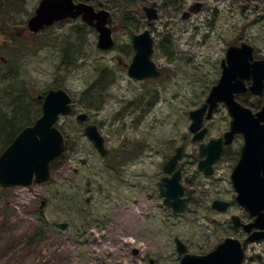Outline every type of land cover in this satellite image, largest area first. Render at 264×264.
Listing matches in <instances>:
<instances>
[{"label": "rangeland", "instance_id": "1", "mask_svg": "<svg viewBox=\"0 0 264 264\" xmlns=\"http://www.w3.org/2000/svg\"><path fill=\"white\" fill-rule=\"evenodd\" d=\"M10 1L15 4L0 12L7 31L0 34V152L25 120L37 117L38 94L63 88L72 112L56 123L65 148L49 164V181L0 186V264H143L149 258L179 264L174 238L194 253L229 235L243 240L230 221L232 214L248 219L230 180L242 139L204 174L197 169L189 111L217 82L229 45L247 42L255 58H264V0H94L111 15L108 49L98 48L97 32L80 18L31 35L24 28L39 0ZM152 4L158 15L148 20L142 6ZM144 29L153 38L151 59L160 75L135 79L127 74L131 38ZM235 97L253 111L264 103V91ZM79 113L86 121L76 118ZM230 119L219 103L203 122L204 141L225 132ZM87 124L102 135L103 155L85 135ZM177 146L183 148L178 165L185 206L173 213L156 183ZM214 199L229 204L217 210ZM244 257L243 264H264V240L249 242Z\"/></svg>", "mask_w": 264, "mask_h": 264}, {"label": "water", "instance_id": "2", "mask_svg": "<svg viewBox=\"0 0 264 264\" xmlns=\"http://www.w3.org/2000/svg\"><path fill=\"white\" fill-rule=\"evenodd\" d=\"M92 1L39 0L34 13L26 21V28L36 33L57 21L80 18L97 32L98 48H111L114 42L109 26L110 13L103 8L96 9ZM193 7L198 8L199 3ZM142 10L148 20L158 15L153 4L142 6ZM131 43L134 53L127 74L135 79L158 77L160 71L151 59L153 38L149 30L144 29L132 35ZM220 65V76L204 102L189 111L191 122L188 129L193 133V142L203 139L207 131L205 127L202 128L203 122L212 117L221 102L231 116L229 129L223 136L211 138L199 145L201 159L197 168L206 175L212 174L213 164L220 159L224 145L230 144L235 134H242L244 142L240 148V158L230 179L236 191L235 200L253 219L243 223L239 216L232 215L230 220L234 227L241 226L249 234L248 241L264 239V103L253 111L235 98L236 94L247 91L254 95L263 93L264 58H255L253 46L243 41L226 48ZM36 98L42 100L41 114L32 124L23 127L0 152V186L4 188L47 183L50 161L65 148L64 135L56 122L61 116L71 113V96L63 88H49L44 95L39 94ZM76 118L84 122L87 115L79 113ZM84 133L103 155L106 151L104 139L96 125L87 124ZM180 154L181 147H177L163 165V172L171 175L162 177L158 184L164 205L171 208L173 213L182 212L185 206L181 173L175 169ZM227 204L219 199L211 202L212 208L217 210H225ZM54 225L61 229L66 227L65 222H54ZM174 242L181 255L179 264H242L244 249L237 238L228 236L204 254L187 251L179 238H174ZM149 264H154L153 259H150Z\"/></svg>", "mask_w": 264, "mask_h": 264}, {"label": "flooded vegetation", "instance_id": "3", "mask_svg": "<svg viewBox=\"0 0 264 264\" xmlns=\"http://www.w3.org/2000/svg\"><path fill=\"white\" fill-rule=\"evenodd\" d=\"M193 6H194V5H193ZM109 13H110V12H109ZM110 18H111V15H110V17H109V23H110ZM65 20H67V19H65ZM53 24H54V23H53ZM53 24H52V25H53ZM50 26H51V25H50ZM109 26H110V25H109ZM46 27H47V26H46ZM44 28H45V27H44ZM24 29H25L29 34H31V35L35 34V32H31V31L27 30L26 27H25ZM41 30H42V29H41ZM41 30H40V31H41ZM38 32H39V31H38ZM36 33H37V32H36ZM133 35H134V34H133ZM46 91H47V90H46ZM44 94H45V93H44ZM44 94H41V95H44ZM38 95H39V94H38ZM37 100H38L40 103L42 102L41 99H37ZM218 105H219V104H218ZM260 107H261V106H260ZM260 107H259V108H260ZM36 118H37V117H36ZM36 118H35V119H36ZM35 119H34V120H35ZM34 120H33V121H34ZM32 123H33V122H32ZM32 123H31V124H32ZM29 125H30V124H29ZM26 126H27V125H26ZM24 127H25V126H24ZM203 127H205V126L202 125V128H203ZM22 128H23V127H22ZM22 128H21V129H22ZM205 128H206V127H205ZM21 129H20V130H21ZM206 129H207V128H206ZM228 129H229V124H228V128H227V130H228ZM20 130H19V131H20ZM188 130H189V129H188ZM227 130H225V132H226ZM225 132H223L221 135H219V136H217V137L223 136V134H224ZM206 134H207V131H206V133H205V136H206ZM192 135H193V133H192ZM205 136H204V138H205ZM217 137H214V138H217ZM204 138L201 139V140H199V141H196V142L198 143V147H197V148H199V145H200V144H202V143H206L207 141H209V140L211 139V138H210V139L204 141ZM238 138H241V139H242V142H241V144H240V146H239V150H238V152L235 154V162H234V165H233V167H232V169H231V172L233 171V168H234L235 165L238 163L239 158H240V148H241V146H242V144H243V142H244V139H243L242 134H235L234 137H233L232 142H231L230 144H228V145H224V147H223L222 155H223V153H224V150H225L228 146H230V145L234 142L235 139H238ZM12 139H13V138H12ZM12 139H11V140H12ZM10 142H11V141H10ZM10 142H9V143H10ZM9 143H8V144H9ZM8 144H7V145H8ZM7 145H6V146H7ZM177 147H181V154H182V151H183L182 146H177ZM177 147H176V148H177ZM175 150H176V149H175ZM174 152H175V151H174ZM181 154H180V156H179V158H178V160H177V163H176V165H175V169H179V170H180V167H179V165H178V161H179V159H180V157H181ZM222 155H221V157H222ZM198 156H199V154H198ZM199 157H200V156H199ZM221 157H220V158H221ZM200 159H201V157L199 158V160H200ZM167 160H168V159H167ZM167 160H166V161H167ZM199 160H198V162H199ZM219 160H220V159H219ZM219 160H218V161H219ZM166 161H165V162H166ZM218 161H216V162H218ZM165 162H164V163H165ZM216 162H215V163H216ZM215 163H214V164H215ZM197 164H198V163H197ZM214 164H213V171H214ZM163 165H164V164H163ZM197 169H198V168H197ZM198 170H199V169H198ZM201 171H202V170H201ZM162 172H163V166H162ZM202 172H203V171H202ZM231 172H230V174H231ZM180 173H181V170H180ZM170 175H171V173H164V172H163V175L160 177L159 181H157V183H156V185H157V187H158V194H159V196L162 198V200H163V196H162V195L160 194V192H159V185H158V184H159V182H160V180H161L162 177H169ZM230 180H231V179H230ZM231 184H232V182H231ZM232 186H233V185H232ZM233 190H234V192H235V196H236V191H235L234 188H233ZM184 194H185V192L183 193V196H184ZM235 196H234V200H235ZM184 198H185V196H184ZM223 201H225V200H223ZM226 202H227V201H226ZM235 202L237 203L236 200H235ZM227 203L229 204V202H227ZM228 204H227V206H228ZM237 204H238V203H237ZM238 205H239V204H238ZM239 206H240V205H239ZM240 207H241V206H240ZM241 208H242V207H241ZM244 211H245V210H244ZM245 212H246V211H245ZM246 213H247V212H246ZM232 215H236V214H232ZM232 215H231V216H232ZM231 216H230V217H231ZM237 216H238V215H237ZM247 216H248V219H246V220H242V218L239 216L241 222H243V223H249V222H251L252 219H253V217L250 216L248 213H247ZM236 229H240V230L243 232V234H244V236H245L244 239L241 240L240 238H237V237H235V236H231V235H229V236H230V237H233V238H237V239L242 243V245H243V249H244V255H245V249H246V247H247V244H248L249 242L252 243V242H254V241H258V240L248 241V240H247V236H248L249 234L246 233V232L243 230V228H242L241 226H240V227H236ZM226 237H228V236H226ZM226 237H224V238H226ZM224 238H223V239H224ZM223 239H222V240H223ZM222 240H221V241H222ZM259 240H264V239L261 238V239H259ZM219 242H220V241H219ZM219 242H218V243H219ZM215 246H216V245H215ZM215 246H214V247H215ZM214 247H213V248H214ZM213 248H212V249H213ZM186 250H187V248H186ZM210 250H211V249H210ZM187 251H188V250H187ZM208 251H209V250H207V251H205V252H199L198 254H204V253H206V252H208ZM132 252H133V254H136V253H137V250H136L135 252L132 250ZM189 252H190V251H189ZM244 255H243L242 264H243L244 259H245ZM150 259H152V258H149V259L147 260V262H146V263H143V264H149ZM153 263H154V260H153Z\"/></svg>", "mask_w": 264, "mask_h": 264}, {"label": "trees", "instance_id": "4", "mask_svg": "<svg viewBox=\"0 0 264 264\" xmlns=\"http://www.w3.org/2000/svg\"><path fill=\"white\" fill-rule=\"evenodd\" d=\"M15 4V2H13V1H10V0H0V12L2 11L3 12V9H2V6L4 7H7V6H9L10 4ZM11 6V5H10ZM5 27H6V19H4V18H2V17H0V34H2V35H5L6 34V32L7 31H5ZM26 27V26H25ZM9 32V31H8ZM7 35H9V34H7ZM39 102V101H38ZM40 103V102H39ZM41 112V109L39 108V110H38V115H37V117L41 114L40 113ZM34 118H36V117H33V119L31 120L30 118L29 119H27V121L25 120V124L23 125V126H21V127H24V126H26V125H29V124H31L32 122H33V120H34ZM24 119H26V117L24 118ZM14 132V129H11L10 131H9V133H8V135L6 136L7 138L9 137V135H11L12 133ZM11 141V139L10 140H8V143Z\"/></svg>", "mask_w": 264, "mask_h": 264}]
</instances>
